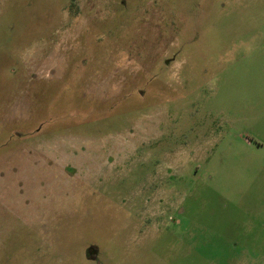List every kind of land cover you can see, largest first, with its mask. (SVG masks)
Here are the masks:
<instances>
[{"label": "rangeland", "instance_id": "obj_1", "mask_svg": "<svg viewBox=\"0 0 264 264\" xmlns=\"http://www.w3.org/2000/svg\"><path fill=\"white\" fill-rule=\"evenodd\" d=\"M0 264H264V0H0Z\"/></svg>", "mask_w": 264, "mask_h": 264}, {"label": "trees", "instance_id": "obj_2", "mask_svg": "<svg viewBox=\"0 0 264 264\" xmlns=\"http://www.w3.org/2000/svg\"><path fill=\"white\" fill-rule=\"evenodd\" d=\"M65 85V84H64ZM68 86H74L75 88H77L78 86H75V85H73V83H66V85H65V88L66 87H68ZM69 96H71V95H73V92H70L69 94H68ZM61 101H64V102H67L66 100H61ZM71 101H73V100H71ZM68 103V102H67ZM80 105V104H79ZM88 106H91V105H88ZM114 109H116L115 107L113 108V109H110L109 111L110 112H113V110ZM98 113V111H97V109L95 108L94 109V107H92L90 110H89V118H90V120L89 121H86V123H82V120L83 119H79V120H77V121H66L67 120V118H58V119H55L51 124L55 127V128H64V127H70V128H74V127H77V126H81V125H84V124H89L90 122H92V120H91V117L92 116H94L95 114H97ZM45 123V122H44ZM44 123H41L40 125H39V127H41V126H43L44 125Z\"/></svg>", "mask_w": 264, "mask_h": 264}]
</instances>
